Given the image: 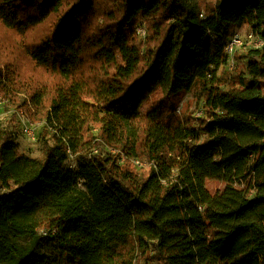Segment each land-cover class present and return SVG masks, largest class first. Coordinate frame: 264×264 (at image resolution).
<instances>
[{
	"label": "trees",
	"instance_id": "obj_1",
	"mask_svg": "<svg viewBox=\"0 0 264 264\" xmlns=\"http://www.w3.org/2000/svg\"><path fill=\"white\" fill-rule=\"evenodd\" d=\"M198 1L0 0L7 30L48 26L26 49L42 157L0 124V264H264V46L223 71L264 0ZM189 93L201 115H175Z\"/></svg>",
	"mask_w": 264,
	"mask_h": 264
},
{
	"label": "rangeland",
	"instance_id": "obj_2",
	"mask_svg": "<svg viewBox=\"0 0 264 264\" xmlns=\"http://www.w3.org/2000/svg\"><path fill=\"white\" fill-rule=\"evenodd\" d=\"M207 2H212V0L198 1L202 9H205V3ZM139 30H141V34H139L140 37H138L144 38L146 36V30ZM47 31L48 26L46 25L25 35H19L14 31L7 30L0 23V69L6 74L10 72V69L14 72L17 81L23 85V88H20L18 92H15V96L13 97L3 94L0 95V124L3 126L8 125L12 115H16L18 123L14 130L17 142L19 143L20 150L32 158L42 157V142L39 139L38 131L40 126L45 124L46 112L38 111L33 104L28 101L27 97L32 92V86L30 84L45 81L48 76H46L47 73L45 71L33 63L26 49H28V46H33L34 43L36 44ZM250 34H253V32L246 25L234 28L233 36L238 35L242 37L247 45L235 51L231 58V62H235L234 67H231L230 64L227 68H223V71L230 73L239 67L242 68L243 65L239 66L236 57L245 53L250 48H255L254 44H250ZM174 101L176 102L177 108L175 115H193L195 117L201 115V104H199V101L194 94H181L180 96L175 97ZM18 106L19 109H17ZM167 115L168 114L166 113L165 117H168ZM26 130H29V132H26ZM70 165L71 167H76L74 159H72ZM223 187L224 184L221 182H208V188L213 194L221 190ZM137 261L138 262L135 264H149L147 260L142 258H138Z\"/></svg>",
	"mask_w": 264,
	"mask_h": 264
},
{
	"label": "built area",
	"instance_id": "obj_3",
	"mask_svg": "<svg viewBox=\"0 0 264 264\" xmlns=\"http://www.w3.org/2000/svg\"><path fill=\"white\" fill-rule=\"evenodd\" d=\"M144 31V30H143ZM145 33V32H144ZM139 34H141V30H139ZM250 44H254L255 48H261L264 45V41L255 36L254 34L249 35ZM247 45L245 41L242 39V37L235 35L231 38V41L228 43L226 47V52L229 55V65L231 64V67H234L235 62H231V58L233 57L235 51L237 49L243 48ZM253 46V45H252ZM26 132H29V130H26Z\"/></svg>",
	"mask_w": 264,
	"mask_h": 264
}]
</instances>
